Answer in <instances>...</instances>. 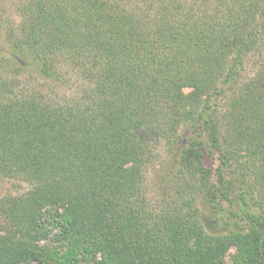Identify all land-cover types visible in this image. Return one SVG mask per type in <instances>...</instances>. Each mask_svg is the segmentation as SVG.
Returning a JSON list of instances; mask_svg holds the SVG:
<instances>
[{"label":"trees","instance_id":"trees-1","mask_svg":"<svg viewBox=\"0 0 264 264\" xmlns=\"http://www.w3.org/2000/svg\"><path fill=\"white\" fill-rule=\"evenodd\" d=\"M22 14L0 49V178L27 189L0 197V264H223L230 247L264 264V0Z\"/></svg>","mask_w":264,"mask_h":264},{"label":"rangeland","instance_id":"rangeland-1","mask_svg":"<svg viewBox=\"0 0 264 264\" xmlns=\"http://www.w3.org/2000/svg\"><path fill=\"white\" fill-rule=\"evenodd\" d=\"M29 0H0V49H3L5 47V34L7 31V28H12L13 31L17 32L19 29V25L22 19H24V16L22 14V9L24 6V3H28ZM121 2H126V4L134 5L135 3L141 1V0H120ZM179 2L183 4H194L195 7L199 4H211L212 0H178ZM7 45V44H6ZM5 49V48H4ZM1 53V52H0ZM4 53V52H2ZM252 55H250L245 61V74H249L252 72V68L257 64V61H254L252 59ZM258 60V59H256ZM57 89H54V91H51L52 95H54V98H59L61 96H69L72 93L69 89H66V86L56 87ZM184 92L187 93L190 91L189 87H185ZM62 98V97H61ZM60 98V99H61ZM221 104H223L224 99H221ZM156 152V159H155V166L150 168L147 179H146V190L148 191V195L152 199H156L158 194L161 192V178L160 173L162 170H165V164L169 161L168 154L162 145H157L155 148ZM207 164L211 163L209 159L205 161ZM27 189V185L23 182H17L11 179H3L0 178V197L6 193H18L21 191H24ZM208 229H212V223L209 219L206 221L205 225ZM235 253V247H230L223 256V264H229L231 261L232 254ZM30 264H37L35 262H32Z\"/></svg>","mask_w":264,"mask_h":264}]
</instances>
